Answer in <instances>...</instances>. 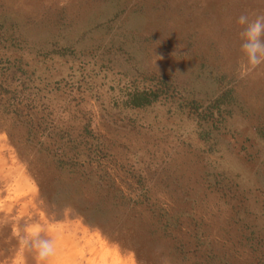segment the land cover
Instances as JSON below:
<instances>
[{
	"label": "rangeland",
	"instance_id": "rangeland-1",
	"mask_svg": "<svg viewBox=\"0 0 264 264\" xmlns=\"http://www.w3.org/2000/svg\"><path fill=\"white\" fill-rule=\"evenodd\" d=\"M242 14L264 0H0V262L39 223L52 264H264Z\"/></svg>",
	"mask_w": 264,
	"mask_h": 264
},
{
	"label": "clouds",
	"instance_id": "clouds-1",
	"mask_svg": "<svg viewBox=\"0 0 264 264\" xmlns=\"http://www.w3.org/2000/svg\"><path fill=\"white\" fill-rule=\"evenodd\" d=\"M236 23L242 28L239 33L240 51L246 62H241L239 67L243 76L247 71L264 63V16L258 15L255 20H250L248 15L242 14L237 17ZM43 231L44 228L39 223H26L22 229L14 227L12 235L18 241V248L11 257L10 264H25L26 251L35 252V264H52L56 242L55 239L42 237ZM0 264H8V261Z\"/></svg>",
	"mask_w": 264,
	"mask_h": 264
},
{
	"label": "trees",
	"instance_id": "trees-1",
	"mask_svg": "<svg viewBox=\"0 0 264 264\" xmlns=\"http://www.w3.org/2000/svg\"><path fill=\"white\" fill-rule=\"evenodd\" d=\"M56 217H58V216H56ZM0 250H4V252H6L7 253V248L5 247V248H3V249H0Z\"/></svg>",
	"mask_w": 264,
	"mask_h": 264
}]
</instances>
